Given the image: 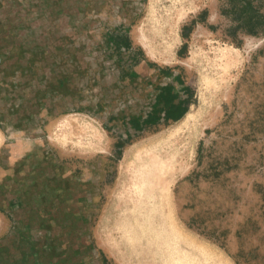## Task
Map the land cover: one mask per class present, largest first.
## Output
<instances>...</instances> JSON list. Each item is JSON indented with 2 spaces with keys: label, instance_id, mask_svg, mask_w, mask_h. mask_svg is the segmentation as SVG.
Here are the masks:
<instances>
[{
  "label": "rangeland",
  "instance_id": "1",
  "mask_svg": "<svg viewBox=\"0 0 264 264\" xmlns=\"http://www.w3.org/2000/svg\"><path fill=\"white\" fill-rule=\"evenodd\" d=\"M31 258L264 264V0H0V264Z\"/></svg>",
  "mask_w": 264,
  "mask_h": 264
},
{
  "label": "trees",
  "instance_id": "2",
  "mask_svg": "<svg viewBox=\"0 0 264 264\" xmlns=\"http://www.w3.org/2000/svg\"><path fill=\"white\" fill-rule=\"evenodd\" d=\"M250 4L241 6L242 19L245 23H252L253 13L249 12ZM253 26H249L251 30ZM122 42H114L115 48L120 50V47H130V41L126 34L117 35V38ZM160 71L169 73L166 68H160ZM179 87L167 82L157 87V92L154 95V100L151 104L150 110L145 115H134L129 118L130 126L136 131L144 129L146 126L158 124L160 122H166L168 120H177L187 111L189 105V88L183 84V81L178 77Z\"/></svg>",
  "mask_w": 264,
  "mask_h": 264
},
{
  "label": "bare ground",
  "instance_id": "3",
  "mask_svg": "<svg viewBox=\"0 0 264 264\" xmlns=\"http://www.w3.org/2000/svg\"><path fill=\"white\" fill-rule=\"evenodd\" d=\"M164 165V161L162 160L160 163H159V166L161 167V166H163ZM169 259H171V258H169ZM169 259H167V260H169ZM173 262H175V263H177V264H184L183 262L184 261H182V260H180V259H171ZM170 260V261H171Z\"/></svg>",
  "mask_w": 264,
  "mask_h": 264
},
{
  "label": "crops",
  "instance_id": "4",
  "mask_svg": "<svg viewBox=\"0 0 264 264\" xmlns=\"http://www.w3.org/2000/svg\"><path fill=\"white\" fill-rule=\"evenodd\" d=\"M117 35H118V34H114L115 38H117ZM119 35H120V34H119ZM113 38H114V37H113ZM113 38L111 39L110 43L108 42V44L111 45V46H108L109 49H110V47H112L113 49L115 48V44H114V42H113ZM114 50H115V49H114Z\"/></svg>",
  "mask_w": 264,
  "mask_h": 264
},
{
  "label": "flooded vegetation",
  "instance_id": "5",
  "mask_svg": "<svg viewBox=\"0 0 264 264\" xmlns=\"http://www.w3.org/2000/svg\"><path fill=\"white\" fill-rule=\"evenodd\" d=\"M35 257V256H34ZM32 260V261H31ZM30 260V264H39L36 260V258H31ZM34 261V262H33ZM22 262H23V259H22ZM41 264V263H40Z\"/></svg>",
  "mask_w": 264,
  "mask_h": 264
}]
</instances>
